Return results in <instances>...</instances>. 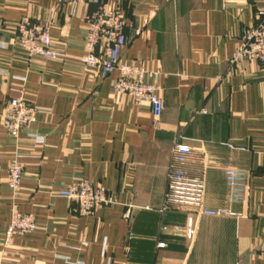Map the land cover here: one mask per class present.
<instances>
[{
    "label": "crops",
    "instance_id": "0c3cea01",
    "mask_svg": "<svg viewBox=\"0 0 264 264\" xmlns=\"http://www.w3.org/2000/svg\"><path fill=\"white\" fill-rule=\"evenodd\" d=\"M105 1L143 29L129 33L122 61L161 72L158 125L147 104L114 91L118 71L102 78L82 64L92 0H0V264H264V64L232 62L264 0ZM25 19L46 24L65 56L31 61L14 44ZM20 90L39 117L15 141L3 115ZM176 142L193 150L178 166L205 181L206 207L236 215L163 210ZM14 156L25 168L18 193ZM228 169L248 175L242 202L231 201ZM83 179L111 197L90 216L59 195ZM17 212L33 214L39 229L8 246Z\"/></svg>",
    "mask_w": 264,
    "mask_h": 264
},
{
    "label": "built area",
    "instance_id": "2783aa9c",
    "mask_svg": "<svg viewBox=\"0 0 264 264\" xmlns=\"http://www.w3.org/2000/svg\"><path fill=\"white\" fill-rule=\"evenodd\" d=\"M70 5H77L83 0H63ZM95 9L86 17V53L81 56L82 64L102 78L114 71L119 75L115 79L113 89L120 95L131 96L138 106L147 104L152 112L154 123L158 125L164 114V101L159 78L161 72L149 70L134 62H123L122 52L130 40L129 33L134 36L142 34L143 29L137 27L125 15L122 8H111L105 0H92ZM4 27L0 17V29ZM14 44L24 49L31 61L35 59L55 60L65 56L64 49L54 44L49 27L41 22L25 19L15 28ZM0 47L3 43L0 41ZM243 60L259 61L264 64V7L256 12L255 22L246 27L233 63ZM202 113L207 111L203 109ZM39 109L25 98V91L11 98L3 115L8 135L18 141L21 133L30 129L38 121ZM193 150L189 145L176 142L172 147L171 164L168 171V185L164 197V209L182 206L194 209L198 214L213 217L236 215L229 208L210 209L205 205L206 184L203 179L192 177L178 165L184 163ZM25 174L23 163L14 156L9 165V184L18 193L21 190ZM248 175L237 169L226 171V183L230 189L231 201L242 202L245 198ZM59 195L77 204V211L83 216L96 214L104 206L111 203L106 189L95 186L88 179L76 181L61 191ZM132 209L129 207L126 217L131 219ZM39 224L33 214L17 212L8 226L6 244H13L16 234L34 233ZM180 235V234H179ZM195 235L193 218H189L185 236L192 239ZM78 264V263H71Z\"/></svg>",
    "mask_w": 264,
    "mask_h": 264
}]
</instances>
